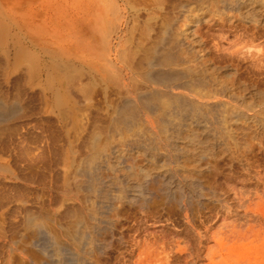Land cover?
<instances>
[{
	"label": "bare ground",
	"instance_id": "6f19581e",
	"mask_svg": "<svg viewBox=\"0 0 264 264\" xmlns=\"http://www.w3.org/2000/svg\"><path fill=\"white\" fill-rule=\"evenodd\" d=\"M146 2L0 0V264L19 262L27 229L38 232L32 243L51 264H66L70 253L81 259L57 234L46 236L40 206L47 201L37 185L62 192L51 195L53 204L76 215L77 247H95L91 228L105 222L96 214L114 201L147 200L154 184L188 197L215 153L243 163L264 135V88L254 70L243 71L261 49L236 40L237 56L218 64L199 30L225 22L236 31L264 29V0H179L191 19L176 29L173 18L160 28L172 0ZM188 38L201 41L196 50L207 67H175ZM106 164L122 173L106 181ZM71 184L84 193L81 203L68 198ZM31 255L24 263L40 264Z\"/></svg>",
	"mask_w": 264,
	"mask_h": 264
},
{
	"label": "rangeland",
	"instance_id": "374dc122",
	"mask_svg": "<svg viewBox=\"0 0 264 264\" xmlns=\"http://www.w3.org/2000/svg\"><path fill=\"white\" fill-rule=\"evenodd\" d=\"M146 3L151 2L147 0ZM169 4L170 7L163 12L162 17H159L160 28L164 26L165 21L172 18L175 19L174 29L191 19H184L185 15L179 8V0H172ZM195 5L196 3L190 9L195 8ZM160 28L156 33L151 32V42L159 37ZM202 29L205 32L203 38L212 46V54L218 64H224L237 56L235 49L240 45L234 43L239 40L261 49L260 57L255 55V58L248 57V60L243 61L244 66H247L243 71L248 69L250 72L247 75H250L254 70L257 74L256 84L264 88L263 28L257 31L250 27L236 31V24L225 22L215 26L202 23L199 30ZM150 41L148 39L145 43H151ZM216 43L223 50L218 52L216 50L218 47L214 45ZM199 45L201 41L188 38L184 45L186 49L175 67H207L209 63L198 58L196 46ZM252 51L255 52L257 49L253 48ZM143 83V81L140 83V87H148L147 84H150ZM153 86L156 87L155 84ZM135 94L132 93L131 96ZM118 98L115 94L112 101ZM214 155L211 160L209 159L214 167L199 175L200 187L197 186L190 196L184 198L169 196L161 190L160 184H154L152 186L154 194L147 200L114 201V206H109L102 214H96L105 222L96 231L91 228L95 247H88L85 243L78 248V240L70 232L71 226L77 220L76 215L63 216L65 207L53 204L51 195H62V192L51 189V185L45 189L37 185L41 188L40 201L42 203L47 201L40 206L41 211L43 209L42 212H45L46 205L45 213L49 217L45 218L46 236L57 234L64 247L72 249L79 255L77 258H81L72 261L73 255L70 253L66 264H264V135L260 142H255L253 147L245 152L243 163L236 155L231 156L227 153ZM135 156L139 157V154ZM126 160L129 164L132 163V156L126 157ZM109 164L103 168L104 173L101 171L106 181L122 173L119 168L112 165L109 167ZM178 178L183 179L181 176ZM190 182L192 181L187 180V183ZM189 186L191 185H187ZM68 191H72L68 192V198L74 200L76 198L75 201L81 203L79 197L84 193L80 189L76 191L75 186L71 184ZM42 196L45 201L41 200ZM79 209L86 212H83L82 218H85L83 222L91 227L93 219L85 208ZM23 215L24 213L21 214ZM21 231L24 238L19 243L20 254H16L19 262L16 260V263L25 264L27 255L33 253L31 256L35 255L37 258L35 256L34 258L40 264H51V258L47 253L41 252L32 243L33 237L39 236L38 232H33L32 229ZM13 234L11 232L9 235Z\"/></svg>",
	"mask_w": 264,
	"mask_h": 264
}]
</instances>
